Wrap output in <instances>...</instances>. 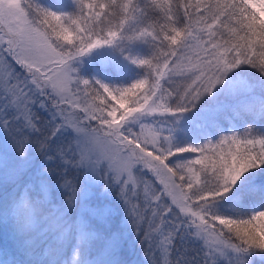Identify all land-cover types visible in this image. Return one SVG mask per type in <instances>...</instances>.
<instances>
[{
	"label": "snow or ice",
	"instance_id": "obj_1",
	"mask_svg": "<svg viewBox=\"0 0 264 264\" xmlns=\"http://www.w3.org/2000/svg\"><path fill=\"white\" fill-rule=\"evenodd\" d=\"M0 223V264H264V0H0Z\"/></svg>",
	"mask_w": 264,
	"mask_h": 264
},
{
	"label": "rangeland",
	"instance_id": "obj_2",
	"mask_svg": "<svg viewBox=\"0 0 264 264\" xmlns=\"http://www.w3.org/2000/svg\"><path fill=\"white\" fill-rule=\"evenodd\" d=\"M4 55L7 54L4 53ZM15 67L17 68V71L22 72L18 65H15ZM12 233L13 225L11 223H0V250H3L5 248L11 250L14 247ZM132 240L135 241L134 235L132 237ZM126 250L129 264H142V261L145 259V257L138 242H129V244L126 245Z\"/></svg>",
	"mask_w": 264,
	"mask_h": 264
},
{
	"label": "trees",
	"instance_id": "obj_3",
	"mask_svg": "<svg viewBox=\"0 0 264 264\" xmlns=\"http://www.w3.org/2000/svg\"><path fill=\"white\" fill-rule=\"evenodd\" d=\"M114 77L116 76V73L114 72V70L112 68H108L107 69ZM22 73V72H21ZM256 264H259V261L256 262Z\"/></svg>",
	"mask_w": 264,
	"mask_h": 264
}]
</instances>
